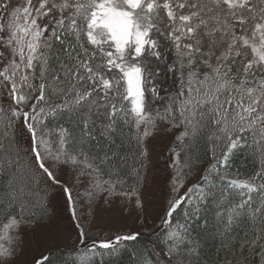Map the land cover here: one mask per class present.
I'll return each mask as SVG.
<instances>
[{
  "label": "snow or ice",
  "instance_id": "obj_1",
  "mask_svg": "<svg viewBox=\"0 0 264 264\" xmlns=\"http://www.w3.org/2000/svg\"><path fill=\"white\" fill-rule=\"evenodd\" d=\"M161 75L172 79L166 93ZM161 127L174 137L176 198L160 221L166 264H210L173 224L182 205L192 215L209 202L227 254L217 264H264V0H0V264H12L22 228L46 210L42 186L62 184L57 169L72 171L89 206L118 196L141 208L125 179L139 170L121 149L127 139L146 157ZM241 148L257 160L243 179L227 173ZM193 172L199 180L179 195ZM201 181L224 190L202 192ZM62 187L78 221L72 188ZM76 228L85 249L76 264L140 236L89 244Z\"/></svg>",
  "mask_w": 264,
  "mask_h": 264
},
{
  "label": "rangeland",
  "instance_id": "obj_2",
  "mask_svg": "<svg viewBox=\"0 0 264 264\" xmlns=\"http://www.w3.org/2000/svg\"><path fill=\"white\" fill-rule=\"evenodd\" d=\"M173 138V134L167 133L161 127L160 131L146 142L148 165L144 188L139 194L142 202L141 208L134 207L133 203L118 196H109L107 199L97 196L89 206L87 199L84 198V187L72 171L69 169L56 170L57 178L62 182L59 187L63 188L62 185L66 184L72 188L79 218L90 233L101 234L105 231H112L124 234L139 232L140 235H145L157 227L169 201L176 198L171 191L172 171L167 167L170 155L168 150L172 146ZM208 163L207 161L204 165ZM198 180L199 174L193 172L187 178L185 188L181 189L179 195H182L187 187ZM53 208L54 214L44 223L27 224L22 228L21 243L12 264H38V261L45 255L73 246L77 242V232L65 202L62 199L57 200ZM235 247L238 248L239 244ZM76 259L77 261L80 259V254L76 256ZM232 259L235 260L236 257Z\"/></svg>",
  "mask_w": 264,
  "mask_h": 264
},
{
  "label": "trees",
  "instance_id": "obj_3",
  "mask_svg": "<svg viewBox=\"0 0 264 264\" xmlns=\"http://www.w3.org/2000/svg\"><path fill=\"white\" fill-rule=\"evenodd\" d=\"M59 47L60 46L57 45V48ZM159 83L165 89V93L167 89L172 88V79L170 76L165 77L164 75H161ZM119 142L120 140L118 139V143ZM21 143H25V141L21 140ZM123 144L124 146L121 149V152L124 156L128 157L126 167L131 168L134 166L139 170L138 177L133 175L127 176L125 179L127 180L128 185L136 187L140 194L145 184L144 181L148 165L147 156L138 159L135 155V146L129 145L127 139H124ZM196 155L200 156L203 163L208 161L203 147L196 152ZM208 162L210 163V161ZM256 165L257 160L253 157L251 149H237L230 156L227 165V173L243 179L255 171ZM201 185L202 187L200 190L202 192H208L209 189H211L216 192L217 196H219L220 191L224 190V186L219 183L213 185L212 183L201 181ZM41 196L46 201V210L43 213L37 212L28 224L39 225L47 221L48 218L54 214L53 204L57 202V200L62 199L68 208L71 221L73 222L77 232V242L73 246L64 247L52 252L51 254L45 255L44 257H48V259L44 261V264H76V256L80 254V251H85V249L78 250L79 239L76 223H80L86 231L88 235L87 242L89 244H91L93 240H111L117 235L124 234L118 232L113 233L112 231H105L101 234L90 233L80 218L77 221L72 217L68 202L63 193V188H60L59 185L49 184L42 186ZM187 207L188 206L186 205H182L181 208L174 213L173 224L181 227L185 231L186 240L189 242H196L202 248L203 253L208 257L210 264H217L218 261L224 260L227 254L224 251L218 250V239H214V237L218 236L215 231V202H209V204L201 208L199 213H196L195 210H193L192 215H188L186 212L185 209ZM78 216H80L79 212ZM160 221L157 223V227H155L152 232L140 235L136 241L122 243L115 250L97 249L95 254L90 253L93 264H156V261H159L161 264H166L168 245L170 241L166 240L165 231L161 229ZM241 227L244 226L242 225ZM227 258L232 259L231 256H227ZM242 263L249 264V262L245 261L241 262V264ZM250 264H255V262L251 261Z\"/></svg>",
  "mask_w": 264,
  "mask_h": 264
}]
</instances>
